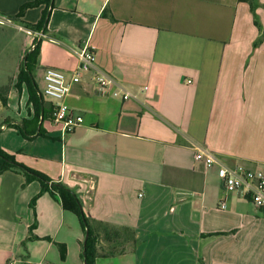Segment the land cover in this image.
<instances>
[{"label": "crops", "instance_id": "crops-1", "mask_svg": "<svg viewBox=\"0 0 264 264\" xmlns=\"http://www.w3.org/2000/svg\"><path fill=\"white\" fill-rule=\"evenodd\" d=\"M33 1L0 0V149L75 191L98 241L95 264H264V207L195 160L203 149L264 170V42L255 49L249 4L53 0L33 30L46 10L21 14ZM35 43L41 92L47 68L71 72L88 47L132 97L104 93L91 72L66 99L80 127L66 137L49 120L35 127L28 87L17 85ZM24 184L0 175V264H85L77 216L40 182Z\"/></svg>", "mask_w": 264, "mask_h": 264}, {"label": "built area", "instance_id": "built-area-1", "mask_svg": "<svg viewBox=\"0 0 264 264\" xmlns=\"http://www.w3.org/2000/svg\"><path fill=\"white\" fill-rule=\"evenodd\" d=\"M7 19L0 17V23L5 24ZM31 34V31L26 30ZM40 38L44 33H36ZM78 65L69 73L56 68H47L44 71V88L42 94L52 105L53 120L55 126L60 127L62 136L74 132L84 123V118L76 114L67 104L66 99L72 94L73 86L83 81V78L94 72V81L98 88L113 97L128 100L132 95L117 86L114 79L96 68L97 57L88 47H83L77 52ZM189 83H191L189 81ZM195 160L203 163L206 169L217 167V174L222 180L225 189L229 193L241 196H249L252 203L258 207H264V170L249 168L244 164L229 166L221 162L210 151L198 149ZM221 208L226 209V203H221ZM9 264H14L10 262Z\"/></svg>", "mask_w": 264, "mask_h": 264}, {"label": "trees", "instance_id": "trees-1", "mask_svg": "<svg viewBox=\"0 0 264 264\" xmlns=\"http://www.w3.org/2000/svg\"><path fill=\"white\" fill-rule=\"evenodd\" d=\"M242 2H246L249 4L251 12L253 14L254 23L259 29V37L254 42L255 49L258 48L264 42V27L261 22V18L258 14V8L261 6L259 0H241ZM53 0H35L33 2H29L21 7L20 13L24 14L27 9L36 8L41 5L45 6L43 16L39 23L35 25H28L27 27L33 30L42 29L47 23L48 12L47 8L52 6ZM38 56H39V45L35 43V47L32 51L28 52L26 55V60L23 61L20 67V72L18 75V88L20 89L21 84H26L29 91V101L34 106L36 111L35 120H32V123L35 127L39 124L40 118L43 115L44 120H53V110L51 104H46L45 97L43 96L40 88L35 80V71L38 66ZM1 89V88H0ZM3 102L6 103V99L3 98ZM37 118V119H36ZM17 127V126H15ZM18 128V127H17ZM36 130L33 132L23 131V133H27L28 135H34ZM39 134H42V130H40ZM12 171L18 174H21L25 178L24 186L28 185L33 181H38L42 186V193H50L52 197H59L63 208L65 211L73 213L77 216L80 221L82 230L86 235V225L89 228V236L86 239L85 243V252H84V261L86 264H95L96 259V250H97V238L95 237V232L92 228L91 222L86 218L83 209L82 203L75 193L74 190L70 189L68 186L55 182L47 175L34 170L32 168L27 167L21 163H18L12 156L3 152L0 149V175L7 172ZM39 197V196H38ZM38 197L34 198L31 206L33 208L36 207V201ZM62 255H66L65 248L62 250Z\"/></svg>", "mask_w": 264, "mask_h": 264}, {"label": "water", "instance_id": "water-1", "mask_svg": "<svg viewBox=\"0 0 264 264\" xmlns=\"http://www.w3.org/2000/svg\"><path fill=\"white\" fill-rule=\"evenodd\" d=\"M25 60H26V57H25ZM44 122V117H43V115L41 116V123H43ZM88 236H89V228H88V226L86 225V239L88 238ZM86 243V242H85ZM85 264H86V262H85Z\"/></svg>", "mask_w": 264, "mask_h": 264}, {"label": "rangeland", "instance_id": "rangeland-1", "mask_svg": "<svg viewBox=\"0 0 264 264\" xmlns=\"http://www.w3.org/2000/svg\"><path fill=\"white\" fill-rule=\"evenodd\" d=\"M0 124H1V122H0ZM0 127H1V126H0ZM1 132H2V131H0V134H1ZM69 215H70V214H69ZM69 263H73V261H69Z\"/></svg>", "mask_w": 264, "mask_h": 264}]
</instances>
